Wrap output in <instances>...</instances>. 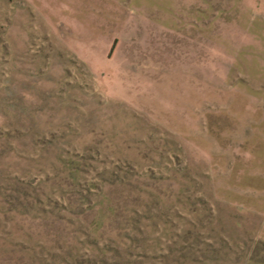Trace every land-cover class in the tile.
<instances>
[{
	"label": "rangeland",
	"instance_id": "obj_1",
	"mask_svg": "<svg viewBox=\"0 0 264 264\" xmlns=\"http://www.w3.org/2000/svg\"><path fill=\"white\" fill-rule=\"evenodd\" d=\"M0 264H264V0H0Z\"/></svg>",
	"mask_w": 264,
	"mask_h": 264
}]
</instances>
